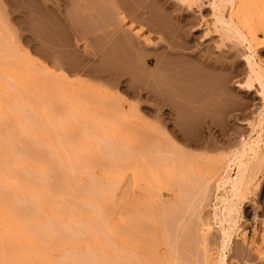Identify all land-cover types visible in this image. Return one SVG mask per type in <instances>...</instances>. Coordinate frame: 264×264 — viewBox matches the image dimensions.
I'll return each instance as SVG.
<instances>
[{"label":"rangeland","instance_id":"rangeland-1","mask_svg":"<svg viewBox=\"0 0 264 264\" xmlns=\"http://www.w3.org/2000/svg\"><path fill=\"white\" fill-rule=\"evenodd\" d=\"M61 2L0 0V210L28 234L19 245L41 264H218L226 240L227 264H264V0L138 2L141 14H166L165 33L131 24L118 8L150 49L196 63L165 69L178 84L171 97L156 79L155 93L131 94L56 68L46 55L54 50L60 64L63 49L45 45L44 24L62 19ZM83 48L77 41L73 59ZM175 103L192 115L184 124L193 136ZM244 140L229 184L240 209L225 202L231 212L220 223L217 180Z\"/></svg>","mask_w":264,"mask_h":264},{"label":"crops","instance_id":"crops-1","mask_svg":"<svg viewBox=\"0 0 264 264\" xmlns=\"http://www.w3.org/2000/svg\"><path fill=\"white\" fill-rule=\"evenodd\" d=\"M140 1L142 0H68L65 4L61 2L62 19H50L46 16L44 26L48 31V43L45 45L51 44L53 48L61 46L63 50L60 56L64 60L58 64L55 58H52L55 55L54 50L46 55V59L58 69L84 70L100 81L111 82L114 88L123 85L131 94H137L145 88L150 93H155L150 87L155 79L154 84L161 77H165L161 76L165 69L171 71L176 68V73L181 74L183 63L187 64L190 70L196 63L190 58L173 54L171 50L150 49L133 30L122 25V15L119 14L118 8L123 12V16L137 27L145 25L154 33L167 31L166 14L157 7L141 14L136 7ZM53 7L59 8L56 3H53ZM54 8L50 9L56 14ZM46 12L48 14V10ZM77 41L84 45L79 60L72 57ZM150 59L155 62L152 69L149 67ZM174 105L178 110L181 109L179 104Z\"/></svg>","mask_w":264,"mask_h":264},{"label":"bare ground","instance_id":"bare-ground-1","mask_svg":"<svg viewBox=\"0 0 264 264\" xmlns=\"http://www.w3.org/2000/svg\"><path fill=\"white\" fill-rule=\"evenodd\" d=\"M64 60V59H63ZM62 59H61V62L63 61ZM185 67H187V66H185ZM249 68H250V66H249ZM185 69V68H184ZM186 72H188L187 70H185ZM184 71V73H185V77L187 78L188 76H186V72ZM249 71H251V72H253L252 71V67H251V70L249 69ZM171 72V71H170ZM172 73V72H171ZM188 74V73H187ZM199 75H200V73H198ZM197 74V75H198ZM206 74V73H205ZM251 74V73H250ZM171 75V74H170ZM170 75H166L165 77H161L155 84H154V86H158V87H161L160 89H162L163 91H161L163 94H165V93H168V91L167 90H171V91H173V93L176 91V94H177V91L179 92V90H178V84L177 83H174L173 81L176 79V77L175 76H172V77H175V78H172L173 79V81H172V79L170 80V78H169V76ZM173 75V74H172ZM197 75H193V76H195V78H196V76ZM198 75V76H199ZM183 76V75H182ZM184 76H183V78H184ZM201 76V75H200ZM202 76H204L203 78H206V77H208V75L207 76H205V75H202ZM210 76H211V74H210ZM214 77V83H215V76H212V77H209V78H213ZM189 78H192L191 76H189L188 77V79ZM219 78V77H218ZM198 79H200V77L198 78ZM197 79V81L199 82L200 80H198ZM182 80V79H181ZM191 80V79H190ZM193 80H195V79H193ZM192 80V81H193ZM209 80V79H208ZM217 80V79H216ZM182 81H184V80H182ZM192 81H191V83H192ZM203 81H204V83L206 84V82H205V79H203ZM209 81H211V80H209ZM187 82V79H185V82H183V83H186ZM190 82V81H189ZM202 82V81H201ZM188 83V82H187ZM182 84V83H181ZM189 84V83H188ZM198 84V83H197ZM205 84H203V85H205ZM207 84H209V83H207ZM206 84V85H207ZM212 84V83H211ZM211 84H210V86H211ZM216 84V83H215ZM187 85V84H186ZM190 85V84H189ZM191 85H193V83L191 84ZM190 85V86H191ZM214 85V84H213ZM213 85H212V88H213ZM153 85H152V87L153 88H151V90H153V89H157V88H155ZM215 86V85H214ZM180 87H182V85H180ZM183 87H185V86H183ZM187 87H189L188 85H187ZM193 87V86H192ZM208 87H209V85H208ZM239 89H243L244 87H243V85L242 84H239L238 86H237ZM184 90V88H181V90ZM214 89V88H213ZM159 90V89H158ZM165 90H166V92H165ZM183 90L180 92L181 94L183 93ZM186 90L188 91V89L186 88ZM197 90H193V92H196ZM159 92H160V90H159ZM161 92H160V94H161ZM185 93H186V91H184ZM191 92V91H190ZM192 92V94H195V93H193ZM169 93H171L172 94V92H169ZM168 93V94H169ZM198 93V92H197ZM163 94H162V96H163ZM171 94H169V97H171ZM175 94V93H174ZM173 94V95H174ZM184 94V93H183ZM187 94V93H186ZM185 94V95H186ZM189 94H191V93H189ZM209 94H211V93H209ZM197 94H195L194 95V97L196 96ZM165 97H166V95H164ZM172 97H174V96H172ZM185 97H188V99H190V97H193V95H191L190 97H189V95L188 96H185ZM167 98H168V95H167ZM174 98H170V101L171 100H173ZM187 99V100H188ZM200 99V98H199ZM204 99V98H203ZM169 101V100H168ZM185 101V100H184ZM189 101V100H188ZM179 118H178V122H179V120H180V124H179V126L181 125V129H182V132L184 133V134H186L187 136L188 135H190V136H193L192 134H193V131H192V129L190 128V126L188 125L187 126V124L185 123L184 124V122H185V120H187V118H189L190 116H192L191 114H188L187 115V113L188 112H186V111H184V110H182V109H179ZM186 112V113H185ZM261 113V112H260ZM190 115V116H189ZM211 115V114H210ZM191 118V117H190ZM189 118V119H190ZM188 119V120H189ZM192 119V118H191ZM189 122V121H188ZM178 126V125H177ZM261 127V126H260ZM262 128H264V127H262ZM259 129V128H258ZM261 129V128H260ZM194 130V129H193ZM253 133V132H252ZM254 134V133H253ZM259 134V133H258ZM195 135V134H194ZM189 136V137H190ZM254 135H252L251 134V137H249V140H250V138H254L253 137ZM255 139V138H254ZM253 140V139H252ZM257 140V139H256ZM250 143H252V141L250 142ZM255 143H256V141H255ZM259 144V143H258ZM246 145H247V141L246 140H244L242 143H240V146H238L237 148H236V154L232 157V159L227 163V170L224 172V174H225V178H222V179H218L217 181H218V185H216V186H218V188L216 189L217 191V196H216V199H215V213H214V217H215V219H218V221L221 223V222H223V221H225V212L227 213V211L229 210V208H228V210H227V208H225V206H224V203L226 202L227 204H228V202H229V207H230V209H233V208H235L236 207V204H235V202H234V196H233V194L235 193H237L238 191H236V189H237V187H235L234 185V187L232 186V190H230L229 189V184H230V181H232V182H236L237 180H238V177H235V178H233V173L235 172V158H236V156L237 155H239L240 153H241V151L244 149V147H246ZM250 145V144H249ZM248 145V146H249ZM254 145H256V144H254ZM12 163V162H11ZM13 164V163H12ZM259 166V165H258ZM8 167V166H7ZM259 168V167H258ZM3 169V168H2ZM220 169V168H219ZM218 169V170H219ZM3 171V170H2ZM4 172V171H3ZM6 173V172H5ZM1 174V173H0ZM3 175V174H2ZM255 174H253V176H254ZM253 176H252V178H253ZM256 176V175H255ZM247 177V176H246ZM244 178H245V176H244ZM250 178V177H249ZM7 179V178H6ZM12 179H14V177H12ZM1 180V179H0ZM252 180V179H251ZM216 181V182H217ZM249 182H250V180H249ZM13 184V183H12ZM217 184V183H216ZM248 184V183H247ZM34 185V184H33ZM236 188V189H235ZM40 189V188H39ZM229 189V190H228ZM38 191V190H37ZM26 192V191H25ZM30 193V192H29ZM4 196H5V194H3ZM2 195V196H3ZM224 196V197H222V200H220V198H218V196ZM240 196V195H239ZM244 196V195H243ZM46 197V196H45ZM30 198H32V197H30ZM29 198V199H30ZM33 199V198H32ZM35 199H36V197H35ZM2 200V199H1ZM5 200V199H4ZM7 200V199H6ZM37 201V200H36ZM38 201H40L39 199H38ZM11 202V201H10ZM30 203V202H29ZM43 203V202H42ZM4 203H2V205H3ZM33 204H35V202L33 203ZM33 204H31L32 206H33ZM39 204V203H38ZM226 204V205H227ZM1 205V204H0ZM36 205V204H35ZM222 205V206H221ZM30 206V205H29ZM42 206V205H41ZM41 206H38V207H40L39 209V211H41ZM10 207V206H9ZM32 208V207H31ZM36 209H38L37 207H36ZM43 209V208H42ZM240 209V207L238 206V209L237 208H235V210H239ZM3 210H5V209H3ZM7 210V209H6ZM10 209H8V211H9ZM17 210V209H16ZM12 211V210H11ZM230 212H231V210H229ZM19 212V211H18ZM42 212V211H41ZM235 212V211H234ZM12 213H13V211H12ZM16 214V213H15ZM34 214V213H33ZM36 214H38V212H36ZM235 214V213H234ZM237 215H238V213H236ZM236 215V216H237ZM42 216V215H41ZM228 216V215H227ZM35 217H36V215H35ZM229 217V216H228ZM238 217V216H237ZM24 218V217H23ZM30 218H31V216H30ZM34 218V217H33ZM32 218V219H33ZM236 218V217H235ZM42 219V218H41ZM89 219V218H88ZM229 219V218H228ZM34 221H36V220H34ZM87 221V220H86ZM86 221H84V222H86ZM234 221H236L235 219H234ZM89 222V221H88ZM87 222V223H88ZM228 222H229V220H228ZM227 222V223H228ZM16 222L10 217V216H6V215H4L3 213H2V211L0 210V264H24L25 262H27L28 264H41V260L40 259H37V258H35V257H31L30 255L32 254V253H35L36 252V250L35 249H33L32 247H31V245H29L28 244V246L24 249L22 246H20L19 244H22L21 242L22 241H24V242H26V243H28V239H29V236H28V234L26 233V232H24V231H22L21 230V228L18 226V225H16L15 224ZM230 223L231 222H229V225H230ZM89 225V224H88ZM228 225V224H227ZM233 225H235V224H233ZM89 227H91L90 225H89ZM229 228V227H228ZM233 228V227H232ZM30 229V228H29ZM92 229V228H91ZM230 229L231 228H229V229H224V230H222L221 232H223L224 233V235H227V233L230 231ZM32 230V229H31ZM40 230V229H39ZM42 231V230H41ZM74 233H76V232H74ZM35 234H36V232H35ZM72 235H73V233H72ZM48 236V235H47ZM224 237V236H223ZM65 238V237H64ZM44 239V238H43ZM65 239H67V242H69V240H71V239H69L68 240V238H65ZM64 239V240H65ZM42 240V239H41ZM73 240V239H72ZM225 240V239H224ZM54 241V240H53ZM66 241V240H65ZM227 241L225 240V241H223V243H222V245H221V249H219L220 250V254H219V262H218V264H227V250H228V247H229V242H227ZM50 243H52V242H50ZM55 243V242H54ZM53 244V243H52ZM67 244V243H66ZM19 245V246H18ZM56 245H57V243H56ZM55 246V245H54ZM53 246V247H54ZM60 248V247H59ZM26 251L28 254H29V256L28 255H26V256H24L23 254H20V252H23V251ZM25 252V253H26ZM74 257H76V256H74ZM73 257V258H74ZM72 258V257H71ZM72 258V259H73ZM68 260H70L69 258H67ZM77 259V258H76ZM61 260V259H60ZM78 260V259H77ZM73 261H75L76 262V260H74L73 259ZM75 262H73V263H75ZM79 262H80V260H79ZM69 264V263H68ZM78 264H80V263H78ZM84 264H85V262H84ZM213 264V263H212Z\"/></svg>","mask_w":264,"mask_h":264}]
</instances>
